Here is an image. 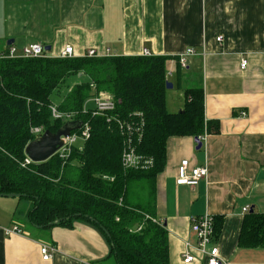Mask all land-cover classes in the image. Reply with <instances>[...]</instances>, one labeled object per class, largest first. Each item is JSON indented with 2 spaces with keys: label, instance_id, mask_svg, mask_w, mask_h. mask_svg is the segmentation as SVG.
Listing matches in <instances>:
<instances>
[{
  "label": "crops",
  "instance_id": "1",
  "mask_svg": "<svg viewBox=\"0 0 264 264\" xmlns=\"http://www.w3.org/2000/svg\"><path fill=\"white\" fill-rule=\"evenodd\" d=\"M30 43L50 47L52 56L67 45L75 56L90 49L171 56L168 79L179 91L167 89L170 112L184 108L176 71L180 56L193 47L183 83L191 87L192 76L194 86H203L206 119L218 121L219 132L200 136V149L194 136L168 141L166 166L157 177V215L169 231L170 264H206L194 249L196 260L183 261L186 242L196 243L192 218L204 214L223 217L213 243L224 264H264V248L238 245L247 212L264 213V0H0V50ZM184 161L189 168L206 165L207 177L198 185L179 184ZM32 207L25 197L0 195V264H118L96 225L39 227L29 220ZM14 226L23 232L7 235ZM44 244L55 247L49 260L42 258Z\"/></svg>",
  "mask_w": 264,
  "mask_h": 264
},
{
  "label": "trees",
  "instance_id": "2",
  "mask_svg": "<svg viewBox=\"0 0 264 264\" xmlns=\"http://www.w3.org/2000/svg\"><path fill=\"white\" fill-rule=\"evenodd\" d=\"M170 58L0 57V194L17 193L33 201L28 217L39 227H73L75 221L96 225L118 264H170L169 231L157 215V177L166 166L168 141L219 132L218 121L206 119L203 86H184L180 59L176 77L185 92L184 108L167 109ZM56 91L58 101L52 98ZM100 92L114 95L111 114L116 119L89 112L87 100ZM53 104L88 122L90 137L66 158L54 154L25 163V148L35 139L31 127L56 132L64 124L53 119ZM129 144L148 160L146 165L124 166ZM214 222L218 235L223 217L214 216ZM238 245L264 248V213L247 212Z\"/></svg>",
  "mask_w": 264,
  "mask_h": 264
},
{
  "label": "built area",
  "instance_id": "3",
  "mask_svg": "<svg viewBox=\"0 0 264 264\" xmlns=\"http://www.w3.org/2000/svg\"><path fill=\"white\" fill-rule=\"evenodd\" d=\"M222 36H219L217 40H221ZM109 51V49H107ZM195 49L189 47L186 49L185 53L180 56V64L182 67L186 66V55L194 54ZM47 53L44 50V45L40 43H30L22 47L19 50L15 45H9L7 49L0 51V57L9 56V57H39ZM144 55H150L148 49H144ZM86 55L88 56H100L95 49H90ZM61 57H70L74 56V48L72 45H67L65 49L60 54ZM247 59H243L241 62L242 67H246ZM171 73H169L170 75ZM168 76V73H167ZM93 104L92 106L89 104ZM116 100L112 93L110 92H100L87 100L86 106H90L91 110H85L91 112L93 115L105 116L108 119H116L112 116L111 112L116 107ZM50 110L52 113L53 119L62 121L63 123L68 121H73L75 119V113L72 111H63L60 110L56 105H51ZM243 116L246 115V112L242 113ZM121 129H124V123L118 122ZM130 127V126H129ZM45 129L43 126H32L31 132L35 137H39L44 133ZM91 128L88 122H83L82 126L71 133L68 136H62L64 139V144L58 149L55 154H58L62 158H66L71 153L74 146H80L90 137ZM204 136L201 137V139ZM131 143V139L128 141ZM123 164L126 167H139L144 166L148 163V160H145L140 154H138L135 148L129 144L123 153ZM33 162L28 156H26L25 163ZM208 175V167L205 166H195L189 168L188 162L184 161L182 163V171L177 179L179 184L187 185H198L203 178H206ZM245 211H248L249 208H245ZM192 231L196 236V243L194 244L191 241L186 242L187 250L183 255V261L185 263H191L196 260V255L191 251V249L196 250L206 259V264H224L226 263L224 259L219 254V247L213 243L214 234H215V222L214 216L210 214H204L192 218ZM5 232L7 235L22 233V229L19 226H14L12 228H6ZM42 258L44 260H49L55 247L44 244L40 248ZM83 264H92L90 262H85Z\"/></svg>",
  "mask_w": 264,
  "mask_h": 264
},
{
  "label": "water",
  "instance_id": "4",
  "mask_svg": "<svg viewBox=\"0 0 264 264\" xmlns=\"http://www.w3.org/2000/svg\"><path fill=\"white\" fill-rule=\"evenodd\" d=\"M13 40L8 41L11 44ZM46 51L50 50V47L44 48ZM167 89L173 88V82L167 80L166 83ZM83 124L82 120H73L65 122L56 132H53L49 129H46L42 135L39 137H35L32 141H30L26 148V155L33 162H43L51 158L60 147L64 144V139L62 136H68L71 131L79 129ZM195 141L197 142V149L202 147V140L200 137H195ZM5 196H21L17 193H9V194H0ZM251 212L253 209L250 210Z\"/></svg>",
  "mask_w": 264,
  "mask_h": 264
},
{
  "label": "rangeland",
  "instance_id": "5",
  "mask_svg": "<svg viewBox=\"0 0 264 264\" xmlns=\"http://www.w3.org/2000/svg\"><path fill=\"white\" fill-rule=\"evenodd\" d=\"M195 77H193L192 78V76H191V80L189 81V83L187 84L188 86H194L196 83H195ZM68 81H70V78H68ZM197 86H199V84L197 85ZM168 90H170L171 91V93H173V95H175L174 93H178V91H179V89L178 88H175V89H173V88H170V89H168ZM60 92H54V94L52 95V98H53V100L54 101H58L59 100V97H60V94H59ZM94 104V103H93ZM92 103H91V106L93 105ZM174 108H176V107H174ZM179 111V110H178ZM178 111H176V112H178ZM78 144H80V143H78Z\"/></svg>",
  "mask_w": 264,
  "mask_h": 264
},
{
  "label": "bare ground",
  "instance_id": "6",
  "mask_svg": "<svg viewBox=\"0 0 264 264\" xmlns=\"http://www.w3.org/2000/svg\"><path fill=\"white\" fill-rule=\"evenodd\" d=\"M44 48H45V46H44ZM45 50V49H44ZM46 51V50H45ZM47 53H48V51H46ZM88 52V51H87ZM86 55V54H85ZM102 55V54H101ZM75 56V55H74Z\"/></svg>",
  "mask_w": 264,
  "mask_h": 264
}]
</instances>
